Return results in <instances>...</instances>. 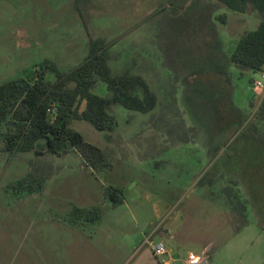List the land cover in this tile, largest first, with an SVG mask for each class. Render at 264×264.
<instances>
[{"label": "rangeland", "instance_id": "rangeland-1", "mask_svg": "<svg viewBox=\"0 0 264 264\" xmlns=\"http://www.w3.org/2000/svg\"><path fill=\"white\" fill-rule=\"evenodd\" d=\"M212 2L89 0L80 14L75 0H0V85L33 80L46 61L69 72L87 56L89 38H103L115 42L112 72L142 76L158 97L150 113L114 105L111 134L72 123L87 142L111 152L101 170L74 151L9 153L0 128V264H55V254L76 252L81 238L128 253L166 223L184 241L181 253L194 251L207 264H264V119L257 115L264 89L254 90L260 73L230 61L260 16L215 3L201 28ZM186 13L195 20L191 28L179 20ZM93 93L107 97V85L98 81ZM245 129L247 140L238 141ZM31 171L44 180L40 192L10 187ZM110 187L122 189V204L105 199ZM239 202L247 204L249 224L235 233ZM74 207L98 208L101 219L72 225Z\"/></svg>", "mask_w": 264, "mask_h": 264}, {"label": "trees", "instance_id": "trees-1", "mask_svg": "<svg viewBox=\"0 0 264 264\" xmlns=\"http://www.w3.org/2000/svg\"><path fill=\"white\" fill-rule=\"evenodd\" d=\"M213 1L214 3L212 2L207 10L201 13L202 20L199 22L201 28L205 24L208 26L211 8L215 3L236 13L252 11L259 14L258 27L240 37L230 61L241 71L260 73L264 69V0ZM88 2L89 0H85V3L84 0H75V6L80 14ZM178 11L175 12L176 18L181 13ZM192 17L193 15L188 13L179 17L184 28L192 27L195 22L191 21ZM114 44L115 42L103 38H89L87 56L69 72H62L53 62L46 61L36 68L33 80H14L0 85V128L6 130V151L39 153L40 149H43L58 156L74 151L94 170L109 167L111 152L87 142L81 133L71 128L72 123L86 121L97 131L111 134L117 125L116 118L111 114L114 105H121L127 110L140 113H150L158 105L157 95L142 76L133 75L129 71L120 74L112 72L109 60L110 50ZM48 73L55 75L54 82L47 79ZM98 81H103L107 85V97L93 93ZM83 103L85 108L81 110ZM52 105L57 108L54 116L48 113ZM257 115L264 119V99ZM238 132H240L238 141L247 140L246 129ZM226 147L223 148L224 153L231 150L232 144ZM205 177L201 179L200 184L206 180ZM43 186L44 180L39 179L31 171L10 187L17 192L26 191L33 194L40 192ZM224 190L228 192L230 188L225 187ZM105 199L112 200L114 205L122 204L124 200L122 189L108 188ZM235 211L240 221L235 230L237 233L248 224L247 204L239 202ZM100 219L101 210L98 208L90 210L74 207L68 222L77 226Z\"/></svg>", "mask_w": 264, "mask_h": 264}, {"label": "crops", "instance_id": "crops-1", "mask_svg": "<svg viewBox=\"0 0 264 264\" xmlns=\"http://www.w3.org/2000/svg\"><path fill=\"white\" fill-rule=\"evenodd\" d=\"M209 5L204 6L206 11ZM204 150L210 148L207 146L203 147ZM207 152V151H206ZM210 156V154H209ZM216 215V214H215ZM221 212H218L220 217ZM217 216V215H216ZM155 227L150 234H145V239L138 244L136 248L131 251L125 252V248L115 249L111 248L109 244L99 243L98 248L95 247L94 241L86 238H81L73 244V250L76 249V252L60 254L57 252L55 254V264H161L160 259H157L148 244L149 240H154L155 235H160L161 241L158 243H164L168 252L169 259L171 264H186L188 254L181 253V248H183V240L176 239V236H173V230L170 232L169 227L167 226ZM249 224V223H248ZM247 224V225H248ZM141 228V227H139ZM245 228V227H244ZM180 241V242H178ZM175 248L179 250L176 252ZM207 251V246L203 249V254ZM195 253V252H194Z\"/></svg>", "mask_w": 264, "mask_h": 264}, {"label": "built area", "instance_id": "built-area-1", "mask_svg": "<svg viewBox=\"0 0 264 264\" xmlns=\"http://www.w3.org/2000/svg\"><path fill=\"white\" fill-rule=\"evenodd\" d=\"M261 79L256 81L254 84V90L256 93L261 92L264 89V69L260 72ZM57 112V108L55 105L50 106L48 109V113L54 116ZM148 244L150 245L154 256L157 259H160L161 264H171V260L169 259V252L164 243H155L153 240H149ZM186 264H207L204 257L190 252L187 257Z\"/></svg>", "mask_w": 264, "mask_h": 264}, {"label": "flooded vegetation", "instance_id": "flooded-vegetation-1", "mask_svg": "<svg viewBox=\"0 0 264 264\" xmlns=\"http://www.w3.org/2000/svg\"><path fill=\"white\" fill-rule=\"evenodd\" d=\"M176 1H177V2H180V0H175V2H176ZM178 9H179V8H177V9H176V10H174L173 12H176V11H178ZM179 11H180V9H179ZM179 11H178V12H179ZM225 147H226V146H225ZM225 147H224V148H225ZM223 151H224V149H223Z\"/></svg>", "mask_w": 264, "mask_h": 264}]
</instances>
